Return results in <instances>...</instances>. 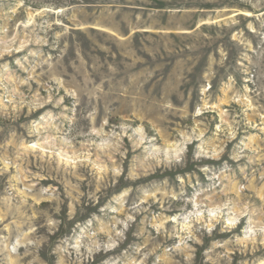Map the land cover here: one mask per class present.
<instances>
[{
	"label": "rangeland",
	"instance_id": "obj_1",
	"mask_svg": "<svg viewBox=\"0 0 264 264\" xmlns=\"http://www.w3.org/2000/svg\"><path fill=\"white\" fill-rule=\"evenodd\" d=\"M0 264H264V0H0Z\"/></svg>",
	"mask_w": 264,
	"mask_h": 264
}]
</instances>
